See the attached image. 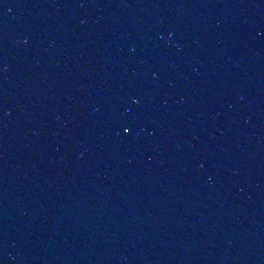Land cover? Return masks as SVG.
<instances>
[{"label": "water", "instance_id": "water-1", "mask_svg": "<svg viewBox=\"0 0 264 264\" xmlns=\"http://www.w3.org/2000/svg\"><path fill=\"white\" fill-rule=\"evenodd\" d=\"M263 25L264 0H0V264H155Z\"/></svg>", "mask_w": 264, "mask_h": 264}, {"label": "snow or ice", "instance_id": "snow-or-ice-1", "mask_svg": "<svg viewBox=\"0 0 264 264\" xmlns=\"http://www.w3.org/2000/svg\"><path fill=\"white\" fill-rule=\"evenodd\" d=\"M122 131H123V133H130L131 128H130L129 126H124V127L122 128Z\"/></svg>", "mask_w": 264, "mask_h": 264}]
</instances>
